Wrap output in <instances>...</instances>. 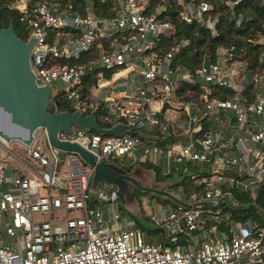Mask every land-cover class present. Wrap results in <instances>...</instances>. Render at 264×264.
I'll return each mask as SVG.
<instances>
[{
	"label": "built area",
	"instance_id": "2783aa9c",
	"mask_svg": "<svg viewBox=\"0 0 264 264\" xmlns=\"http://www.w3.org/2000/svg\"><path fill=\"white\" fill-rule=\"evenodd\" d=\"M237 1L219 0L229 13ZM6 5L25 38L32 36L29 64L35 81L49 87L51 109L59 93L68 109L93 108L99 126L127 125L103 133L70 123L57 138L77 142L95 160L186 169L197 187L178 185L188 204H147V219L161 230L149 241L114 209V189L89 193L92 165L54 148L39 127L27 145L0 146V264H264V211L261 221L233 219L222 201L193 204L219 195L238 203L231 188L254 201L264 182V65L250 70L241 51L222 43L203 48L190 66L177 60L190 38L177 35L168 11L214 34V3L121 0L106 14L90 0L84 10L69 0ZM249 39L262 43L257 58L264 60V32L256 28Z\"/></svg>",
	"mask_w": 264,
	"mask_h": 264
},
{
	"label": "water",
	"instance_id": "95a60500",
	"mask_svg": "<svg viewBox=\"0 0 264 264\" xmlns=\"http://www.w3.org/2000/svg\"><path fill=\"white\" fill-rule=\"evenodd\" d=\"M120 1L117 0L118 5ZM31 41L32 36L24 39L17 35L11 21H8L6 25H0V140L3 142L16 140L22 145H27L35 130L42 127L47 140L54 148L75 151L83 161L92 165L91 180L124 178L139 189L188 204L182 191L166 188L168 180L141 183L132 171H126L113 161L95 160L92 153L77 142L57 138L56 131L68 129L71 122L92 127L103 133H117L127 125L115 121L108 126H99L93 119V108L87 113H81L76 108L49 110L47 108L49 87L46 83L35 81L29 64ZM152 173L153 171L150 174ZM221 201H225L232 207H245L251 204L257 211H264V208L254 201L230 203L225 195L202 198L194 201L193 204L204 203L208 206H216Z\"/></svg>",
	"mask_w": 264,
	"mask_h": 264
},
{
	"label": "trees",
	"instance_id": "16d2710c",
	"mask_svg": "<svg viewBox=\"0 0 264 264\" xmlns=\"http://www.w3.org/2000/svg\"><path fill=\"white\" fill-rule=\"evenodd\" d=\"M8 0H0V25H6L8 21H11L14 31L17 35L25 38L26 33L22 31V24L16 16V12L7 7L6 2ZM73 7H77L79 10H84L83 0H69ZM91 9L98 14L112 13L111 5L117 0H90ZM215 5V12L217 14V21L215 22L216 33L210 34L204 25L198 24L195 21L184 22L178 19L173 14V10L168 11V16L175 22L177 35H186L190 38V42L183 46L177 56V60L183 64L191 65L196 63L200 57V53L203 48L207 47L212 50L217 43L230 45L232 48L241 51V54L246 58L247 65L250 70H254L257 66L264 65V60L257 58L258 52L262 49V43L259 41H251L250 36L254 34V30L257 28L264 32V0H238L234 4V12L229 13L227 7L222 5L219 0H211ZM237 11L241 12V18L236 23L234 16ZM248 75V73H247ZM249 84V81L247 82ZM248 87V86H247ZM55 108L63 109L68 108L66 101L58 93L55 98ZM47 108L50 110L53 108L52 102L49 99ZM144 166L152 168L155 179L162 178V180H168L166 187L176 188L179 185L182 191L197 187L190 178L187 170H181L177 168H171L167 172L160 171L157 164L150 162H142ZM191 170V168H187ZM174 172V173H173ZM173 173V174H172ZM176 174V175H174ZM170 177H169V176ZM165 177V178H163ZM171 189V188H170ZM231 193L237 197L239 202H246L249 200V196L246 192L231 188ZM154 194L159 201H165L173 203L174 201L168 197ZM264 182L260 184L255 195L254 202L258 206H264ZM223 208L228 211L231 218H245L247 215L254 218L257 221H261L263 218L259 215V211L248 204L245 207H232L225 201H222ZM263 214V213H262ZM226 220L220 219L218 225L225 227ZM140 228L144 231V235L149 233V226L146 223H142ZM152 231V230H151ZM155 233V232H154Z\"/></svg>",
	"mask_w": 264,
	"mask_h": 264
},
{
	"label": "rangeland",
	"instance_id": "374dc122",
	"mask_svg": "<svg viewBox=\"0 0 264 264\" xmlns=\"http://www.w3.org/2000/svg\"><path fill=\"white\" fill-rule=\"evenodd\" d=\"M51 85L53 87L58 86V81L52 80ZM71 124L77 125V123L74 122H71ZM222 130L223 128L221 129V131ZM17 143L19 142H17L16 140H10L9 142H3L2 140H0L1 147L5 145L6 147H14L16 149ZM107 161H113L117 165L124 168L126 171H132L135 174L136 178L141 183H153L155 182L154 180L162 181V178L155 179L154 174L153 173L152 175L150 174L152 172V168H150L149 166H144L143 163L131 162L127 164L124 162L123 164H119L117 159L107 160ZM100 188L114 189L116 194L114 198V200L116 201V204L114 205V209L118 212L119 215H124L125 217L131 219L132 223L135 225L146 223L149 226L150 228L149 233L145 235V239L152 242L159 240V236L161 232L160 227L158 225L149 222L146 216L147 204L149 203L153 204L155 203V201H159V199H157V197H155L154 194H150L151 192L148 190L139 189L137 186L133 185L129 181H126L124 178L115 177L112 179L91 180V176H90L89 185H88L89 193L91 195H95ZM170 188L172 190H180L173 187ZM100 208L102 209V205H100ZM149 237L151 239H149Z\"/></svg>",
	"mask_w": 264,
	"mask_h": 264
},
{
	"label": "crops",
	"instance_id": "0c3cea01",
	"mask_svg": "<svg viewBox=\"0 0 264 264\" xmlns=\"http://www.w3.org/2000/svg\"><path fill=\"white\" fill-rule=\"evenodd\" d=\"M0 150H1V149H0ZM0 152H1V151H0ZM1 187H2V185H1ZM1 187H0V188H1Z\"/></svg>",
	"mask_w": 264,
	"mask_h": 264
}]
</instances>
